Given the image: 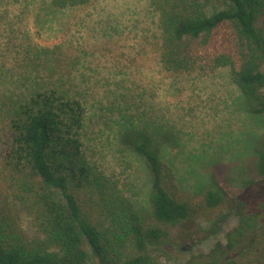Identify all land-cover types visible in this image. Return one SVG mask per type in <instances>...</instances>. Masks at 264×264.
I'll list each match as a JSON object with an SVG mask.
<instances>
[{"label":"trees","instance_id":"1","mask_svg":"<svg viewBox=\"0 0 264 264\" xmlns=\"http://www.w3.org/2000/svg\"><path fill=\"white\" fill-rule=\"evenodd\" d=\"M88 1L48 0L46 8ZM153 1L161 67L191 72L225 66L247 109L264 114V0ZM5 42L16 46L11 32ZM27 47L25 55L11 56L10 46L2 51L24 78L20 92H0L7 113L0 144V264H155L150 245L179 230L187 240L186 222L211 220L238 194L227 180L212 181L195 196L179 194L173 173L146 137L126 136L150 174L149 209L139 211L86 155L81 99L51 87L56 80L73 84L66 60L57 54L49 67ZM246 173L264 180V138L246 162ZM262 211L264 195L239 215L223 244L185 264H264ZM24 216L37 236L24 230Z\"/></svg>","mask_w":264,"mask_h":264},{"label":"rangeland","instance_id":"2","mask_svg":"<svg viewBox=\"0 0 264 264\" xmlns=\"http://www.w3.org/2000/svg\"><path fill=\"white\" fill-rule=\"evenodd\" d=\"M47 4L0 0V92H20L24 78L3 49L10 46L11 56L25 55L28 45L49 67L58 54L73 84L51 79V87L81 99L86 155L139 211L149 209L150 174L144 159L124 142L126 136L146 137L173 173L179 194L195 196L204 185L223 180L238 192L228 198L222 214L186 222L187 240L179 230L170 240L150 245L154 263L185 264L190 256L223 244L239 215L264 195V180H251L246 173V162L264 138V114L247 109L225 66L191 72L161 67L159 12L153 0H89L65 8ZM10 32L15 47L5 42ZM4 102L1 97L0 144ZM22 226L37 236L29 217H23Z\"/></svg>","mask_w":264,"mask_h":264}]
</instances>
